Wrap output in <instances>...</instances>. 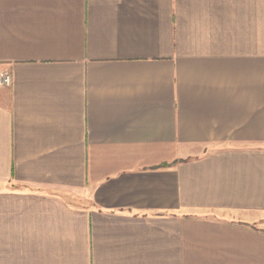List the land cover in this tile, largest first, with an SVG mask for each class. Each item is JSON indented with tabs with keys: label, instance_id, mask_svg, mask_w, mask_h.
<instances>
[{
	"label": "crops",
	"instance_id": "crops-1",
	"mask_svg": "<svg viewBox=\"0 0 264 264\" xmlns=\"http://www.w3.org/2000/svg\"><path fill=\"white\" fill-rule=\"evenodd\" d=\"M0 264H264V0H0Z\"/></svg>",
	"mask_w": 264,
	"mask_h": 264
},
{
	"label": "built area",
	"instance_id": "built-area-1",
	"mask_svg": "<svg viewBox=\"0 0 264 264\" xmlns=\"http://www.w3.org/2000/svg\"><path fill=\"white\" fill-rule=\"evenodd\" d=\"M13 83L12 75L8 72L0 74V86L10 87Z\"/></svg>",
	"mask_w": 264,
	"mask_h": 264
}]
</instances>
